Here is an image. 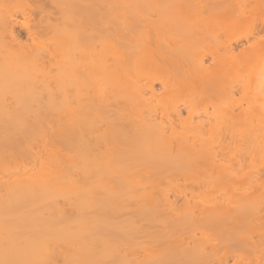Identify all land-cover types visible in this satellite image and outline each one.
Listing matches in <instances>:
<instances>
[{
	"label": "bare ground",
	"instance_id": "bare-ground-1",
	"mask_svg": "<svg viewBox=\"0 0 264 264\" xmlns=\"http://www.w3.org/2000/svg\"><path fill=\"white\" fill-rule=\"evenodd\" d=\"M12 1L0 0V84L12 93L11 100H0V169L5 172L0 176V264H222L232 254L218 255L214 244L190 245L187 239L140 262L137 242L121 249L104 246L110 230L106 212L117 205L126 212L132 208V216L116 227L131 241L152 237L151 227L162 221L167 236L187 238L196 231L216 235L244 229L232 250L239 256L264 247V195L245 194L231 207L217 203L177 216L170 211L169 194L153 192L155 181L197 168L201 195L216 181L228 186L225 191L262 183L264 172L240 178L233 172L263 151L258 146L264 148V104L245 111L246 131L236 142L241 156L227 173L218 171L225 166V145L213 150L202 137L207 111L206 118L193 120L201 113L194 105L200 99L240 87L224 84L239 68L245 72L243 85L264 102V19L250 20L247 0H31L22 7ZM252 1L264 10V0ZM13 12L36 14L38 27L41 23L53 34L52 40L23 45ZM212 28L225 38L210 39ZM246 48L255 50L245 57ZM156 66L174 78L170 84L159 80L160 90L150 80ZM79 85H88L81 100L74 99ZM30 89L37 91L24 97ZM57 92L65 95L58 102L52 98ZM225 114L236 115L232 107ZM92 115L106 121L110 146L101 158L117 160V187L93 188L99 161L90 140ZM158 116H165L166 125L155 122ZM257 116L260 130L251 132ZM178 127L191 135H176ZM141 174L145 181L132 180ZM187 194L195 196L185 190L172 195L185 202Z\"/></svg>",
	"mask_w": 264,
	"mask_h": 264
},
{
	"label": "rangeland",
	"instance_id": "rangeland-1",
	"mask_svg": "<svg viewBox=\"0 0 264 264\" xmlns=\"http://www.w3.org/2000/svg\"><path fill=\"white\" fill-rule=\"evenodd\" d=\"M31 1V0H13L11 4H14L15 6H21L24 5L26 2ZM248 1V6H247V10L251 9V11L247 12L248 16L250 17V20H256L259 21L260 19H264V10L262 11V9H256L254 8L255 4L253 3L252 0H247ZM33 2H36L33 1ZM157 2V0H156ZM29 3V2H28ZM31 3V2H30ZM151 4V3H150ZM156 7V6H155ZM151 8L154 9V5L152 6L151 4ZM157 12H159V8ZM156 9L154 10V12L152 13V16L155 17V13H156ZM163 12V11H161ZM12 13L11 19H14V22L12 21V25L14 26V31L17 34L19 41L23 44V45H28L31 46L33 42L35 41H39V40H48L47 43H45L46 41H44V44H48L50 42V39L52 40L51 37H53V34L48 35L49 33H45L44 27L41 29L42 25L41 23H39L40 27H38V19H40V17L36 18V14L35 17H33L34 13L28 14L26 16V14L21 15L22 13ZM151 13V12H149ZM164 13V12H163ZM17 14V15H16ZM15 15V17H13ZM31 15V16H30ZM38 15V14H37ZM158 15V13H157ZM161 15V14H160ZM165 16V14H163ZM157 17V16H156ZM52 18V17H51ZM12 19V20H13ZM39 22H41L39 20ZM245 27V26H243ZM243 27L238 28L237 29V33L242 32L243 31ZM218 30H214L213 28L211 29V31L209 33H211L212 35L209 34V38L211 39L212 36L218 37V39L220 38H225L223 35H219L217 32ZM46 32H48V30H46ZM50 32V31H49ZM52 33V32H51ZM217 36H216V35ZM46 35H48L46 38ZM219 35V36H218ZM223 36V37H221ZM33 37V39H31ZM212 39H215V38ZM220 37V38H219ZM45 38V39H44ZM36 39V40H35ZM37 43V42H36ZM41 43V41H40ZM30 44V45H29ZM35 44V43H34ZM39 44V43H38ZM261 45H257L255 49H260ZM254 49V50H255ZM253 49L251 48H246L244 54H242V56H249L250 54H252L254 52ZM264 53V52H263ZM263 57V61H264V54H262ZM261 55V56H262ZM260 56V58H261ZM261 60V59H260ZM262 61V63H263ZM164 66V65H163ZM166 67V66H165ZM155 69L152 70V73L150 74V80L152 81L154 88L160 90L161 89V84L159 80H163L164 82H167V84H170V78L168 77V72L167 69L166 71H163V69L165 70L164 67L160 68L159 67H154ZM167 73V74H166ZM229 78L228 80H225L224 84L226 85H231L234 83H238L240 84V87L236 90H234L232 93H227L225 91V93L221 92L220 94L218 93V95L216 96H209V97H204L202 99H200L198 102H196L194 105L197 108L196 110L199 109L198 112L194 114L193 116V120H197L199 118L204 119L205 117V113L203 112V110H206L208 115H206L209 118V124L207 126V131L205 133H203L202 137L205 138L210 146L212 147L213 150L218 149V148H222L219 147L220 144H224L225 147L223 148L224 152V156L222 157L223 163H224V167H220L219 170L225 171L227 173L228 170L233 171V169H229L232 167L235 159H238L241 155L237 145L238 143L236 142H241L240 140V133L241 131L245 132L246 130H243V122L246 120L245 118V111L247 110L248 107H257L260 106L262 104H264V102H262L261 100H259L258 98L255 97L254 92H252L250 89L246 88L243 84H244V80H245V72L243 68H239L237 71L235 70V72H231L229 74ZM171 76V75H169ZM173 77V76H172ZM171 77V78H172ZM169 81V82H168ZM150 82V81H149ZM5 85L0 84V100L6 101V100H11L10 97L12 96L10 93V91H8V88L4 87ZM86 89H88V85H86ZM79 94H77V89H74L76 92V95L74 96V99H80V98H86V96H88L87 90L85 89V86H80L79 85ZM33 89H37L38 88H33ZM56 88H54V90L52 91V93L55 91ZM73 89V88H72ZM36 90V91H37ZM40 90V89H39ZM38 90V91H39ZM60 89L56 90L59 91ZM73 90V91H74ZM36 91L33 90H29V91H25V95L24 97L27 98H31L32 95H34L36 93ZM69 91V89L67 90ZM71 91V90H70ZM12 92V91H11ZM42 92V90H41ZM61 92V91H60ZM14 93V92H13ZM71 95H74V92H68ZM67 93V94H68ZM87 94V95H86ZM78 95V96H77ZM42 96V97H41ZM63 96H65L64 94H61L59 92L54 93L52 98L55 101H60V99H63ZM40 97L42 99H45V95H40ZM69 98V96H67ZM72 98V97H71ZM81 100V99H80ZM151 104L153 105H158V103L156 102L155 99L151 100ZM172 104H179V102L177 100H173ZM158 107V106H157ZM228 107H232L234 108V114H236L234 117L229 118L226 117L225 114V110ZM258 109V107L256 108ZM126 110L123 111V113L126 114ZM184 116L187 115L186 110L183 111ZM219 113V115H218ZM214 115H218V117L214 116ZM259 115V114H258ZM117 115L111 116V117H116ZM260 116V115H259ZM52 117H55V114L52 115ZM203 117V118H202ZM245 118V119H244ZM260 121L261 118L260 117H255L252 121L251 124L249 126V131L251 132H258L260 130ZM155 122H160L162 125H166V118L165 116H162L159 118L156 117ZM91 132H90V140L92 142V148L93 151L97 154L98 157V167H97V171H95V173H93L92 175V184H93V188L95 190V187H97V190H101L102 185L105 186L106 188H110V187H117L118 186V177L120 176V170L118 168L117 165V160L111 157H106V158H101V152H103V150L105 149V145L110 146L109 142L110 140L108 139L107 136H105V130H106V121L105 120H100L97 119V117H94L93 115L91 116ZM186 132V133H184ZM242 132V134H243ZM166 133H169V130H166ZM181 133V134H180ZM184 135V136H190V132L186 131L183 127H178L176 129V135ZM262 149L263 151H261L258 154H255L253 156V158L251 160H249V162H245V164L243 163V165L241 164V166H239L238 168H235L236 166H234V176L235 178H240L242 175L245 174H249V173H259V174H263L264 172V148L263 146H258V149ZM43 158L46 157V155L42 156ZM247 163V164H246ZM9 167H12L14 162L12 159H9L6 163ZM5 167V166H4ZM36 166L34 168L33 171L34 172L36 170ZM223 168V169H222ZM233 168V167H232ZM198 168L197 169H193L192 171L188 172L187 174H181V175H173L170 176L169 178L163 179V180H159V181H155L154 186H153V192L155 195H159V193L161 192H166L168 193V197H169V201L171 202V213L174 215L179 216L180 214L186 212V211H193L194 213H198L200 210L204 209V208H208L211 207L217 203L224 205L226 207H231L233 206L239 199L241 196L247 194L253 197H258V196H262L264 195V177L262 179V183H258L254 186H251L245 190H240L239 188H228L229 190L225 191L224 187H228L225 186L224 184L219 183V181H216L212 187H207V192L204 193L203 195H201V193H197L199 191L198 187L196 185V181H197V177H198ZM28 174H20V175H16L18 177H24ZM230 174L232 175V173L230 172ZM5 175V172L0 169V176ZM237 176V177H236ZM132 180L135 181H145L146 180V176L141 174V175H134ZM151 179L148 178V181H150ZM93 181L95 182V184L93 183ZM117 185V186H116ZM224 185V186H223ZM227 185V184H226ZM230 187V186H229ZM104 188V187H103ZM190 189V190H188ZM194 191V195L195 196H189L188 194V198L184 201L177 199H174V196L172 195L174 191H179V192H183V191ZM219 193V194H218ZM199 194V195H198ZM217 194L219 195V197H217ZM260 196V197H261ZM130 207V206H129ZM262 208H260L262 211L260 212L261 215H263L264 218V207L261 206ZM112 208V207H111ZM127 210H129L128 208H126ZM132 208L130 209V211L123 210L121 208V206H115V208H112L106 212V219L108 220V222L110 223L109 229L108 230V234L107 236L104 238L106 241L104 246L106 247H116V248H125L135 242L138 243L139 246V253L136 255V259L140 262L146 260L147 258H149L151 255L155 254L157 256L162 255L163 253L169 251L172 247H174L179 241H187L190 245H194V244H204L205 246L210 245V244H214L215 246H217L216 249V253L218 255H223L227 252H231V256L227 258V260L225 262H223L222 264H262L264 263V247H259V249L257 248L256 250L254 249V251H249L248 253H245L241 256L234 254L232 252V250H234V248L236 247V245H240V240H242V238L244 236H242L244 233L242 230L238 231V232H231V233H221V234H210V233H201L196 231L194 233V235H189L190 238H187L188 235L184 234V235H180V236H167L165 234V225L162 221H155L154 223V227L152 229V231H154V235L149 236V235H143L138 237L136 240L131 241L129 238L121 236L119 234L120 230H117V226L123 222H125V220L128 217H131L133 214L129 213L131 212ZM131 215V216H129ZM77 224V223H76ZM254 235V234H253ZM252 235V236H253ZM251 236V237H252ZM256 236H253V238H251V240H255L257 239ZM254 241V242H255ZM217 244V245H216Z\"/></svg>",
	"mask_w": 264,
	"mask_h": 264
}]
</instances>
